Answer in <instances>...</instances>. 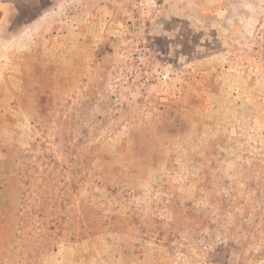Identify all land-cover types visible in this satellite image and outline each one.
<instances>
[{
    "label": "rangeland",
    "instance_id": "obj_1",
    "mask_svg": "<svg viewBox=\"0 0 264 264\" xmlns=\"http://www.w3.org/2000/svg\"><path fill=\"white\" fill-rule=\"evenodd\" d=\"M0 163V264H264V0H0Z\"/></svg>",
    "mask_w": 264,
    "mask_h": 264
},
{
    "label": "trees",
    "instance_id": "obj_2",
    "mask_svg": "<svg viewBox=\"0 0 264 264\" xmlns=\"http://www.w3.org/2000/svg\"><path fill=\"white\" fill-rule=\"evenodd\" d=\"M66 122V119H62L61 124H64ZM60 124V125H61ZM63 129V127H62ZM40 144H44L41 142ZM24 157V156H22ZM21 158V156H20ZM1 164V163H0ZM48 177L44 176L42 177L43 182H41L40 185L43 186V188L47 185ZM14 180V179H13ZM15 181V180H14ZM24 184H27L26 189L24 187H21L19 185V198L22 201L21 208H17L18 210L22 211V213L19 214L18 221L21 223L20 227H22V224L27 228V231L25 234H27L26 237H28V243H32L37 245H50L51 243L55 242L56 239V233L54 232V226H53V217H51L52 214H55L53 210H47L46 204L48 203V200L51 199L47 194L43 193L42 195L38 196L39 202L37 204L34 203V193H39L37 190H30L29 194L25 195V192L27 189H29L30 184L27 183V181H23ZM2 187L0 183V188ZM44 191V189H42ZM37 197V196H36ZM31 205L29 209L24 208L25 205ZM7 213H2L0 211V217L5 216ZM9 219H0V222H2V225H8ZM95 225L91 224L88 226V228H93ZM87 227L83 228V231L85 232ZM1 236V235H0Z\"/></svg>",
    "mask_w": 264,
    "mask_h": 264
}]
</instances>
